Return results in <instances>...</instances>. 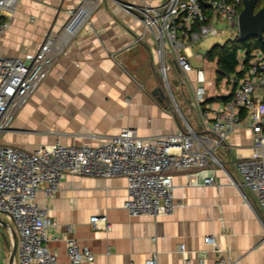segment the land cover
<instances>
[{"label": "crops", "instance_id": "0c3cea01", "mask_svg": "<svg viewBox=\"0 0 264 264\" xmlns=\"http://www.w3.org/2000/svg\"><path fill=\"white\" fill-rule=\"evenodd\" d=\"M165 1L99 2L88 24L72 38L48 77L15 114L2 142L25 150L57 141L97 145L124 127H135L139 136L153 138L185 126L161 91L154 89V71L163 60L153 32L141 20L144 3L157 7ZM80 5L81 0H20L10 27L0 36V55L37 52L49 33L63 34L60 28H65L70 13ZM127 5L134 7L128 10ZM189 53L193 54L191 48ZM239 57L242 60L244 53ZM171 62L176 76L185 75L195 91L196 72L202 68L184 73L174 66V58ZM243 77L232 75L218 85L206 82L201 107H216L225 101ZM183 94L179 102L185 106L186 123L202 131L198 97ZM243 118L245 125L217 151L222 166H209L214 185L197 183L195 180L202 182L197 169L172 171L174 196L180 205L171 213L130 214L124 208L128 191L123 176L69 174L53 198L46 199L40 192L37 201L48 207L55 222L50 248L61 261H67L66 240L75 237L94 253V260L86 264H146L154 254L158 264H182L186 258L193 264L201 258L213 264L216 253L204 238L214 235L226 256L237 264H264V212L235 167L239 156L254 152L248 125L251 116L244 113ZM95 215H106L111 228L105 229L102 221L94 228L91 218ZM69 226L72 229L67 231ZM181 244L186 245L187 253L180 251Z\"/></svg>", "mask_w": 264, "mask_h": 264}, {"label": "built area", "instance_id": "2783aa9c", "mask_svg": "<svg viewBox=\"0 0 264 264\" xmlns=\"http://www.w3.org/2000/svg\"><path fill=\"white\" fill-rule=\"evenodd\" d=\"M19 1L0 0V36L10 27V17ZM96 1L81 0L80 7L70 13L63 34L49 33L37 52L23 56L0 55V214L16 233L15 264H86L94 260L91 248L80 244L75 237L66 240L67 261H61L58 253L50 248L55 222L48 207L38 203L40 192L46 199L53 198L69 174L123 176L127 179L128 191L124 208L130 214L171 213L180 205L174 196L172 171L197 169L196 174L202 175V182L195 180L197 183L214 185L216 180L208 174L209 166L212 163L215 167L222 166L217 151L233 132L245 125L244 113L251 116L248 125L253 133L254 152L239 156L235 167L264 212V52L260 49L255 51L243 81L216 107H201L207 73L204 69L197 70L195 95L201 107L202 131L186 123L175 133L143 138L137 128L124 127L97 145H66L57 141L34 150L2 142L15 114L48 77L72 38L88 24L98 5ZM92 2H96L93 10ZM243 6L244 0H166L157 7L144 3L141 19L153 32L159 54L164 57L170 51L179 70L187 73L193 69L189 60L194 55L189 53L191 46L202 36L225 35L235 22L239 29ZM132 7L127 5L128 10ZM89 8L90 14L80 20ZM79 20L77 31H72ZM219 23H226L228 28L218 29ZM238 29H233L234 38L239 35ZM240 61L244 68V58ZM99 221L105 223V229L111 228L106 215L91 218L94 228H99ZM6 229L14 245L12 231L10 227ZM71 229L66 227L67 231ZM204 241L212 245L216 253L217 261L213 264H237L226 256L214 235L206 236ZM179 249L182 253L188 252L185 244ZM4 260L0 238V264H4ZM146 264H158L157 255ZM182 264L193 263L186 258ZM198 264H206L204 258Z\"/></svg>", "mask_w": 264, "mask_h": 264}, {"label": "rangeland", "instance_id": "374dc122", "mask_svg": "<svg viewBox=\"0 0 264 264\" xmlns=\"http://www.w3.org/2000/svg\"><path fill=\"white\" fill-rule=\"evenodd\" d=\"M102 0H97L96 2H101ZM132 6V5H130ZM134 7V6H133ZM132 7V8H133ZM97 8V7H96ZM142 20V19H141ZM143 22V21H142ZM226 23H219L217 24L218 29H224L228 28L226 26ZM237 23L235 22L232 25V28L237 31ZM230 28V30L225 34H217V35H208V36H202L200 40L197 41V43L193 44L191 46L192 52L194 55L190 56L189 60L194 69L196 68H202L207 73V82L211 81L213 83H216V65L214 62H208L205 60V54L215 45L224 44L228 40H231L234 38V30ZM64 30L63 28H60V31ZM239 31V29H238ZM198 55H201L202 58H198ZM163 63L157 67V69L154 71L155 75L157 76V82L154 89L161 90V93H163L165 99L167 100L168 107L172 109V111L176 114L180 122H185V106L179 102L180 97H182L184 92L188 96V98L193 97L195 94L194 91V84H192L191 80L187 79L185 75L179 76V78L176 76L175 68L173 67L171 58H174V55L168 51L166 56H161ZM175 66V65H174ZM176 67V66H175ZM181 84L183 86H181ZM221 89H223V86H220ZM220 89V90H221ZM196 90V89H195ZM219 91V90H218ZM0 218L4 221H7L5 217L0 214ZM9 231L0 224V238L2 241V254L4 260V264H8L9 257L13 249L12 242L9 241Z\"/></svg>", "mask_w": 264, "mask_h": 264}, {"label": "trees", "instance_id": "16d2710c", "mask_svg": "<svg viewBox=\"0 0 264 264\" xmlns=\"http://www.w3.org/2000/svg\"><path fill=\"white\" fill-rule=\"evenodd\" d=\"M263 5L264 0H258L257 8ZM258 49L264 52V34L261 37H250L245 40L237 35L224 44L215 45L204 57L209 62L216 64V83L218 85L225 79H229L232 75H237L239 78L244 76L243 78H245L250 62L255 56V51ZM241 53H244L243 69H240L241 61L239 56ZM229 97L225 98V100Z\"/></svg>", "mask_w": 264, "mask_h": 264}, {"label": "water", "instance_id": "95a60500", "mask_svg": "<svg viewBox=\"0 0 264 264\" xmlns=\"http://www.w3.org/2000/svg\"><path fill=\"white\" fill-rule=\"evenodd\" d=\"M257 6L258 0H244V6L239 15V37L243 40L249 39L250 37H261L264 34V5L260 8H257ZM175 66L179 69L176 63ZM160 91L159 89V91L156 92L158 93ZM0 224L4 227H10L14 236V245L8 264H15L17 251L16 233L11 225L1 218Z\"/></svg>", "mask_w": 264, "mask_h": 264}, {"label": "bare ground", "instance_id": "6f19581e", "mask_svg": "<svg viewBox=\"0 0 264 264\" xmlns=\"http://www.w3.org/2000/svg\"><path fill=\"white\" fill-rule=\"evenodd\" d=\"M91 5H92V7H91V9H92V8L95 6V2H94V3L92 2ZM91 5H90V6H91ZM89 11H90V8H89V10H88L87 12L83 13V15L81 16L80 20L85 19V18L87 17V15L90 14ZM80 20L78 21L77 25L72 29V31H77V29H78V27H79V22H80Z\"/></svg>", "mask_w": 264, "mask_h": 264}, {"label": "flooded vegetation", "instance_id": "af4514ba", "mask_svg": "<svg viewBox=\"0 0 264 264\" xmlns=\"http://www.w3.org/2000/svg\"><path fill=\"white\" fill-rule=\"evenodd\" d=\"M160 94H163V93H160ZM164 96V95H163Z\"/></svg>", "mask_w": 264, "mask_h": 264}]
</instances>
